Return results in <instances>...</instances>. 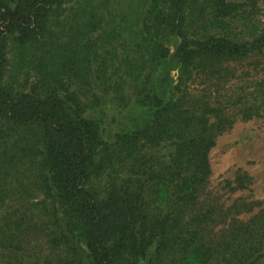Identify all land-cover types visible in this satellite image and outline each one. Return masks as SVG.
<instances>
[{"label": "trees", "instance_id": "1", "mask_svg": "<svg viewBox=\"0 0 264 264\" xmlns=\"http://www.w3.org/2000/svg\"><path fill=\"white\" fill-rule=\"evenodd\" d=\"M246 5L0 0V264H264V200L208 189L217 137L254 115ZM131 103L151 122L106 140Z\"/></svg>", "mask_w": 264, "mask_h": 264}, {"label": "rangeland", "instance_id": "2", "mask_svg": "<svg viewBox=\"0 0 264 264\" xmlns=\"http://www.w3.org/2000/svg\"><path fill=\"white\" fill-rule=\"evenodd\" d=\"M248 6L245 7L252 10L251 18L256 23H264V1L257 0V5L253 8ZM175 43L174 38L168 40L172 49ZM250 62L252 61H247ZM255 63L259 66L254 71L251 70L252 65L240 63L233 65L240 69L237 72L239 79L235 80L234 90L243 95L245 94L241 90L245 87V92L252 91L249 95L255 97V100L250 99V102H254V115L234 117L232 127L217 137L216 144L209 154L212 174L208 189L222 200L229 196L264 200V56L255 58ZM177 73L176 69L172 70L174 79ZM106 116L103 137L112 140L117 132L132 131L149 124L152 120V111L135 103L120 104L109 106ZM238 174L247 175V187L231 193L230 186L235 184L234 180ZM28 180L27 177L24 179L25 182Z\"/></svg>", "mask_w": 264, "mask_h": 264}]
</instances>
